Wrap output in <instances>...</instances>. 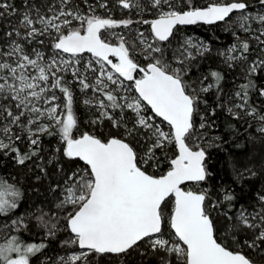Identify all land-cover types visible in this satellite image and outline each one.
Returning <instances> with one entry per match:
<instances>
[{"label":"snow or ice","instance_id":"snow-or-ice-1","mask_svg":"<svg viewBox=\"0 0 264 264\" xmlns=\"http://www.w3.org/2000/svg\"><path fill=\"white\" fill-rule=\"evenodd\" d=\"M197 25L234 38L216 52L243 72L226 103L220 71L191 75L212 52L182 34ZM256 78L264 0H0V154L31 163L54 194L18 212L24 193L0 175V217L9 221L0 264L40 254V264H256L248 250L264 258V183L241 202L235 187L208 186L207 163L221 147L217 108L254 122L264 141V109L251 103L253 92L264 98ZM76 90L94 110L91 131L79 128ZM45 138L56 141L50 150ZM230 166L241 194L264 177V155ZM33 228L38 243L23 239ZM47 241L63 254H45Z\"/></svg>","mask_w":264,"mask_h":264},{"label":"trees","instance_id":"trees-1","mask_svg":"<svg viewBox=\"0 0 264 264\" xmlns=\"http://www.w3.org/2000/svg\"><path fill=\"white\" fill-rule=\"evenodd\" d=\"M196 2L197 4H201L206 2V0H196ZM14 3L19 5L20 0H14ZM112 15L114 18H120L121 13L115 12ZM182 34L196 36L205 41L212 48V52L199 62V67H194L192 69L191 75L195 78L198 74L207 73L210 70L220 71L224 76L222 82V99L226 103L228 97L237 90V86L244 82L243 72L239 66L234 69H229L223 64L221 58L216 55L218 50H225L234 42L233 36L230 33H226L222 27L214 25L189 26L183 30ZM253 47H255L254 42ZM253 55H255V53H253ZM256 84L257 87H264V78H256ZM77 94L76 91V96ZM206 99L210 105H215L214 94L209 95ZM251 103L264 109V98L259 97L255 92L252 93ZM76 111L80 121L82 113L78 99ZM255 126L253 122V127L248 128V122L245 120H233L226 111L217 108L216 130L214 134L221 136L222 140L220 142L221 147L210 149L211 155L207 163L212 175L208 186L210 188L221 185L224 187H235L237 193L240 195L241 202L250 200L252 192L264 183V177H258L253 181L246 182L243 194H241L240 188L235 183V176L230 166L231 163H235L237 166H243L249 162L251 157L264 155V141H262L259 138V134L254 131ZM253 136L257 137L256 141H253ZM55 144V139L45 138L44 140L46 150H50ZM20 147L22 151L25 149L24 144H20ZM30 167L31 163L26 166H18L11 157L0 154V175L7 177L9 182L17 183L18 187H20L24 193L21 207L17 210L21 213L31 205L39 204L42 201L46 200L47 202H52L54 197L53 193L47 191L49 181L42 179L37 182L32 172L29 170ZM164 167H166V165H163L161 170H163ZM13 177L15 180H13ZM45 206L47 207V204ZM14 215L15 214H13V218ZM6 222H9L7 217H0V242H2L6 236V230L3 229V224ZM23 239L26 242L38 243L42 239V232L40 229L33 228L31 233L24 234ZM47 243L49 247L45 249V254L48 256H54L57 253L63 254L62 249H60L56 241H47ZM248 254L256 264H264V258L257 256V254L253 253L251 250H248ZM43 258L44 254L33 257L31 264H40Z\"/></svg>","mask_w":264,"mask_h":264},{"label":"rangeland","instance_id":"rangeland-1","mask_svg":"<svg viewBox=\"0 0 264 264\" xmlns=\"http://www.w3.org/2000/svg\"><path fill=\"white\" fill-rule=\"evenodd\" d=\"M117 31H119V30H117ZM187 36H191L194 40H202V39H200V38H198V37H196V36H193V35H187ZM205 42V41H204ZM206 43V42H205ZM77 91V99L79 100V103H80V105H81V113H82V118H81V120H80V125H79V128H80V130H92V129H90L89 127H88V120L91 118V116H92V111H94V110H89L88 108H86L83 104H82V102H81V93H79V91L78 90H76ZM89 95H91V93H89Z\"/></svg>","mask_w":264,"mask_h":264},{"label":"water","instance_id":"water-1","mask_svg":"<svg viewBox=\"0 0 264 264\" xmlns=\"http://www.w3.org/2000/svg\"><path fill=\"white\" fill-rule=\"evenodd\" d=\"M205 26H210V25H205Z\"/></svg>","mask_w":264,"mask_h":264}]
</instances>
